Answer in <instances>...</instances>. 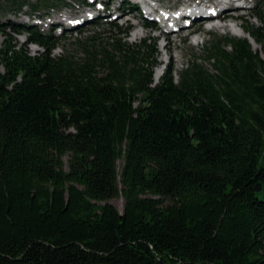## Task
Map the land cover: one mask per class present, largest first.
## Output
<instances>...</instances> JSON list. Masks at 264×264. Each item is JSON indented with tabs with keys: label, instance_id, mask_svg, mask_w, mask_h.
Returning <instances> with one entry per match:
<instances>
[{
	"label": "trees",
	"instance_id": "1",
	"mask_svg": "<svg viewBox=\"0 0 264 264\" xmlns=\"http://www.w3.org/2000/svg\"><path fill=\"white\" fill-rule=\"evenodd\" d=\"M59 2L0 0V12ZM253 18L243 30L264 55ZM110 26L105 42L55 55L62 36L0 23L44 49L0 47V264H264L261 51L213 34L211 69L194 54L154 82L157 41Z\"/></svg>",
	"mask_w": 264,
	"mask_h": 264
},
{
	"label": "rangeland",
	"instance_id": "2",
	"mask_svg": "<svg viewBox=\"0 0 264 264\" xmlns=\"http://www.w3.org/2000/svg\"><path fill=\"white\" fill-rule=\"evenodd\" d=\"M81 1L82 0H65L66 3L59 2L57 3L58 7L51 6L49 8H45L40 5L38 12H35L36 17L38 14L42 15L45 12L50 13L48 17L40 20L41 24H38L39 20L31 17L30 15L26 16V13H29L30 11L29 7H24L22 9V12L16 15L9 7H7L5 10L0 12V23L5 26H8L9 23L13 21L18 22L19 24H33L37 28H39L41 32H51L54 35L62 36L58 40V45L53 51V54L55 55L61 53L62 51L80 55V52L78 51L79 45L77 43V40H83L87 36H97V39L100 42H105L106 40L114 36V29L111 28L110 23H117L122 27L127 24L129 26H132L131 33H129L128 37L126 38L128 42L138 44L142 38L146 37H150L153 40H156L157 48L159 51L158 60H167V63L171 64L173 66V69L178 72L182 68V66L186 65L187 62L192 59L194 54L197 56L198 61L211 69L209 64L203 62L201 50L203 49L204 44L211 39L212 35L215 34L217 36H221L223 34L229 33L236 37H246L248 35L243 30L245 27H249L251 25H259V21L253 18L254 12H258L261 16H264V0H246V3L248 4L247 7L242 9L237 8L233 11L235 12L234 14L237 15L236 19H234L235 17H233L231 20L226 21L225 23L220 22V24H216V27L212 28L204 26L202 24V21H197L195 22L196 24L194 23L190 27L168 34V39L163 40L161 37H158L157 30H150L149 28L142 27V21L140 17L136 15L134 9H128L123 0H111L110 2L105 4L102 3L103 5L99 3L100 0H85L86 4L94 1L93 3H91L90 7H88L89 9L85 11H88V14H93V16L97 15V23L88 26V21L84 22L78 27H87L82 29L80 32L77 31L78 27H75V31L67 26L62 25L61 22L67 23L68 20L72 21L73 19L80 17V15L77 14V10L81 7ZM157 1H159L163 7L173 8H177L183 3L185 5H191L192 1H194L197 5L201 2H204L205 4V2L207 1L210 3L222 2V0H152L151 3L155 5ZM223 1L226 2V0ZM30 2H35V0H30ZM230 2L234 3L235 0H232ZM68 4L74 5L73 9H69L70 7L68 6ZM97 6H100L101 9L97 10ZM103 6H105L106 8L102 9ZM66 15H69V17H66ZM84 17L87 18L88 16L84 15L80 18L83 19ZM128 19L129 21H127ZM48 21L53 22L48 23ZM232 27H237L238 30L243 32V35L237 34L236 31L232 29ZM197 30L201 32L199 34L200 37L202 36V38L196 39L194 37V33H197ZM26 36V32L21 35H17L14 34L12 30L6 29L4 35L0 36V47L2 43L4 45L9 43H16L19 46H24L27 39ZM249 39L251 41V45L253 46V50L261 51L260 46L256 44L251 38ZM164 44L165 46L163 48ZM254 45L257 47V49L254 48ZM25 46L32 55L44 51L42 47L34 44ZM262 56L264 55L262 54ZM161 68L162 67L160 66L157 67L155 71L153 70V78L155 82L159 80L157 79V76H161ZM261 163L264 166V147L261 156ZM121 164V161L117 162L118 169H120ZM110 203L114 205L119 211L122 210L123 202L121 198L111 200Z\"/></svg>",
	"mask_w": 264,
	"mask_h": 264
},
{
	"label": "bare ground",
	"instance_id": "3",
	"mask_svg": "<svg viewBox=\"0 0 264 264\" xmlns=\"http://www.w3.org/2000/svg\"><path fill=\"white\" fill-rule=\"evenodd\" d=\"M192 1V0H191ZM192 2H194V1H192ZM222 3V2H221ZM187 6H190V5H187ZM230 6H234V4H230ZM235 6H237V4H235ZM205 10H207V8L205 9ZM206 13H209V11H206ZM181 14H185V13H181ZM197 14V12L195 11V10H193L192 11V13H191V16L192 17H195V15ZM88 18V17H87ZM86 17H84L83 19L82 18H80L81 19V21H85L86 19H87ZM197 19H199L200 20V18H197ZM234 19H236V18H234ZM74 21V20H73ZM73 21H67V23H65L67 26H70V25H72V23H73ZM196 24V23H195ZM232 29L233 30H235L236 31V33L237 34H239V35H243V32L242 31H240V30H238L237 29V27H232ZM254 48L255 49H257V47L254 45ZM158 67H160V66H158ZM161 71H162V68H161ZM160 78V76H157V79H159Z\"/></svg>",
	"mask_w": 264,
	"mask_h": 264
}]
</instances>
